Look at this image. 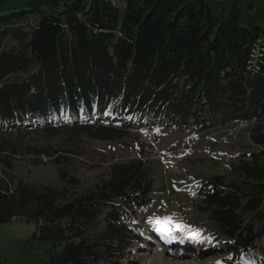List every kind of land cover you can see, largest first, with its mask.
Instances as JSON below:
<instances>
[{"label": "trees", "instance_id": "1", "mask_svg": "<svg viewBox=\"0 0 264 264\" xmlns=\"http://www.w3.org/2000/svg\"><path fill=\"white\" fill-rule=\"evenodd\" d=\"M245 9L215 14L205 0H0V226L33 224L52 243L46 264H124L144 242L162 165L116 161L106 179L78 192L68 165L84 142L130 130L104 115L112 109L199 144L244 121L247 142L228 171L190 184L200 218L173 217L203 229V256L264 264V26L243 20ZM24 159L56 164L58 184L16 181L15 161Z\"/></svg>", "mask_w": 264, "mask_h": 264}, {"label": "rangeland", "instance_id": "2", "mask_svg": "<svg viewBox=\"0 0 264 264\" xmlns=\"http://www.w3.org/2000/svg\"><path fill=\"white\" fill-rule=\"evenodd\" d=\"M205 1L215 14L224 15H229L236 2L244 4L246 9L242 19L247 21L256 18L257 24L264 26V0H221L218 4L216 2L219 0ZM254 7L258 8L257 11ZM243 123L214 130L205 135L200 144L177 131L166 129L159 132L156 126L150 129L149 124L132 128L120 140L104 142L90 139L84 142V155L73 158L68 165V169L81 182L78 192L91 189L106 179L110 164L116 161L142 156L162 165L154 178V191L151 193L153 204L144 213L151 214L145 216L146 223L141 227L144 242L131 252L128 251L130 255L124 264H204L205 258L211 259L209 264H219L211 254L203 256L201 251H197L200 241L205 239L203 229L198 228V225L186 224V220L197 216L191 206L196 187L190 184L201 177L226 172L232 156L247 142V124ZM13 174L16 181L24 180L33 185H57L59 182L58 169L54 163L34 165L26 159L18 160L15 161ZM174 215L186 220H175ZM157 220L161 224H156ZM153 226L156 229L160 226L166 229L165 232L171 231L187 239V243L194 244L195 248L189 251L186 247L177 254L163 243L153 245L156 234L148 229ZM183 227H189V230H183ZM211 242L213 244L209 246L214 245ZM51 248L52 243L41 240L33 224L18 220L0 226V264H46Z\"/></svg>", "mask_w": 264, "mask_h": 264}, {"label": "snow or ice", "instance_id": "3", "mask_svg": "<svg viewBox=\"0 0 264 264\" xmlns=\"http://www.w3.org/2000/svg\"><path fill=\"white\" fill-rule=\"evenodd\" d=\"M155 223L159 225V224H161V221L157 220V221H155ZM165 223H167V222H165ZM176 227L179 228V227H181V226H180V225H177ZM165 230H166V229H164V228H158V231H160L161 234H162L163 231H165Z\"/></svg>", "mask_w": 264, "mask_h": 264}, {"label": "crops", "instance_id": "4", "mask_svg": "<svg viewBox=\"0 0 264 264\" xmlns=\"http://www.w3.org/2000/svg\"><path fill=\"white\" fill-rule=\"evenodd\" d=\"M219 2H222L221 0H219L218 2H216L217 4L219 3ZM235 4H238V5H240L238 2H236ZM251 4V3H250ZM241 5H244V4H241ZM253 9H256V11H257V9L258 8H256V7H254Z\"/></svg>", "mask_w": 264, "mask_h": 264}, {"label": "bare ground", "instance_id": "5", "mask_svg": "<svg viewBox=\"0 0 264 264\" xmlns=\"http://www.w3.org/2000/svg\"><path fill=\"white\" fill-rule=\"evenodd\" d=\"M244 123H245V122H244ZM244 123H243V124H244ZM245 124H246V123H245Z\"/></svg>", "mask_w": 264, "mask_h": 264}]
</instances>
